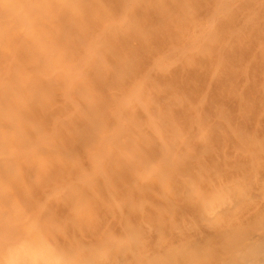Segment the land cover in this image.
<instances>
[{"label":"rangeland","instance_id":"1","mask_svg":"<svg viewBox=\"0 0 264 264\" xmlns=\"http://www.w3.org/2000/svg\"><path fill=\"white\" fill-rule=\"evenodd\" d=\"M0 264H264V0H0Z\"/></svg>","mask_w":264,"mask_h":264}]
</instances>
